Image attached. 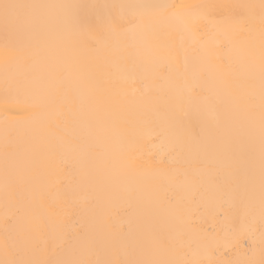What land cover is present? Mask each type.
<instances>
[{"label":"bare ground","instance_id":"obj_1","mask_svg":"<svg viewBox=\"0 0 264 264\" xmlns=\"http://www.w3.org/2000/svg\"><path fill=\"white\" fill-rule=\"evenodd\" d=\"M145 2L175 8L162 17H145L126 43L140 47L146 37L153 38L160 49L158 62L167 63L172 73L167 83L140 80L130 72L123 58L131 47L117 50L116 41L109 40L107 46L92 49L85 37H70L59 23L62 9H35L33 22L23 29L6 30L0 20V238L6 210L19 209L21 227L55 223L74 235L86 233L92 246L84 258H130L146 248L154 252L151 258L210 259L214 264L252 259L259 264L264 258L259 117L257 112L255 125H250L243 103L253 84L250 38L209 24L210 33H224L215 47L220 59L209 61L206 52L214 45L201 48L187 35L181 39L170 14L197 4L258 5L260 0ZM6 40L22 50L20 58L5 56ZM178 100L183 101L179 106ZM67 145L80 156L74 164L62 162ZM222 160L228 163L225 194L218 196L204 183L205 177H198L203 196L197 197L198 206H187L190 220L181 222L168 199L186 193L176 191L170 170L191 174L204 167L215 169ZM28 202L32 207L25 213ZM249 224L253 232L247 230ZM210 228L215 236L211 245L203 239ZM33 235L40 242L41 235ZM159 240L167 242L163 251L156 250ZM209 246L214 249L210 256ZM47 255L46 250L40 252L41 258Z\"/></svg>","mask_w":264,"mask_h":264},{"label":"snow or ice","instance_id":"obj_2","mask_svg":"<svg viewBox=\"0 0 264 264\" xmlns=\"http://www.w3.org/2000/svg\"><path fill=\"white\" fill-rule=\"evenodd\" d=\"M37 8L62 9L63 14L59 23L63 30L71 36H81L87 39L89 47L96 49L98 45H108L109 40H115L117 50L128 49L123 58L130 72L138 75L140 80L152 79L165 83L172 78L169 65L164 61L158 62L160 57L159 46L153 38L146 37L142 46H129L126 37L130 32L139 28L145 17H162L175 5L167 3H152L145 0L125 3H102V4H61V5H36L26 3H12L8 0H0V20L3 21L6 30L9 28L23 29L29 26L33 20V12ZM219 9V11H216ZM176 22V30L181 39L188 36L192 44H199L201 48H207L209 42L214 45L212 50L206 52V58L211 61L219 60L220 56L215 47H219L220 36L224 33H210L207 30L209 24L231 29L233 32H243L249 38L248 54L252 60L250 65V78L253 81L251 91L243 99L247 118L250 125L254 126L256 115L259 117V141H260V190H261V219L264 228V0L257 4L242 5H214L197 4L189 6V10L177 14H170ZM257 41H258V64H257ZM230 43V42H229ZM6 57L13 60L20 58L23 53L15 44L6 40L4 44ZM199 57L196 60L199 61ZM8 59L5 60L7 67ZM258 81V84L256 83ZM205 102L207 98H204ZM7 102V101H6ZM183 101L178 100V106ZM173 150L175 145L171 146ZM254 155V153H253ZM80 160L79 154L74 153L71 145H67L62 155V162L70 164ZM161 163H168L161 161ZM227 160L219 162L215 169L207 167L196 169L189 174L180 168L170 170L171 182L177 192H185L186 195L177 199L172 195L168 199V206L176 214L181 222L190 220V215H185L190 209L188 205L198 206L197 197H202L203 185L197 179L205 177L204 183L215 193L223 195L226 192L223 177L227 174ZM5 188L6 196L9 183V160L7 145L5 146ZM66 176L71 179V169H66ZM32 207L31 202L25 205V213ZM17 212H5L4 228L0 238V251L3 257L0 264H214L210 259H159L151 258L154 252L141 248L130 258H118L113 255L109 258L89 259L85 254L91 252L92 242L87 234L74 235L67 230H61L58 224L35 223L21 227L22 215ZM249 232L254 231L253 225H247ZM34 233L41 235L40 242L34 237ZM203 239L209 245L215 240L213 230L210 228L203 234ZM41 245L44 247L41 248ZM167 247L165 240L156 242V250L163 251ZM46 250L48 255L40 257V252ZM207 254H213L214 249L209 246ZM260 252L264 257V230L261 231ZM228 264H257L255 260L231 261ZM264 264V258L259 261Z\"/></svg>","mask_w":264,"mask_h":264}]
</instances>
